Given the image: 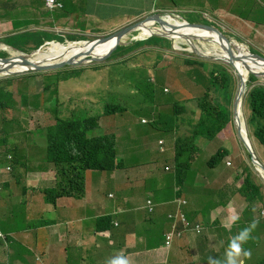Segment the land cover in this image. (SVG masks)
Returning a JSON list of instances; mask_svg holds the SVG:
<instances>
[{
    "label": "crops",
    "instance_id": "0c3cea01",
    "mask_svg": "<svg viewBox=\"0 0 264 264\" xmlns=\"http://www.w3.org/2000/svg\"><path fill=\"white\" fill-rule=\"evenodd\" d=\"M59 1L62 6L51 9L46 7V0H0V38L5 37L16 46L34 48V41L36 45L43 44L54 34L73 37L75 33L88 36L105 29L115 31L157 11L209 7L225 11L234 19L238 18L237 13L230 14L228 6L249 7L243 0ZM259 3L255 8L261 6ZM242 20L249 25V19ZM155 24L159 25L158 21ZM81 72L51 88H47L46 75H34L26 82L30 91L23 96L11 92L9 106H0V137L7 135L12 146L7 153L0 150V231L5 235L0 236V264H107L120 254L126 255L131 264H206L209 253L221 255L223 260L228 246L225 233L235 226L230 230L223 226L228 204L233 202L240 216L247 206L240 192L243 184L236 188L229 177L222 187H217L218 181L206 179L205 195L216 186L224 196L218 199L216 190L206 199L193 193L194 188L203 185L202 174L195 165L187 168L188 174L185 172L182 179L163 176L165 173L157 170L153 161L125 164L114 172L89 170L84 197L63 196L56 204L47 202L44 190L54 187L58 177L55 163L48 160L45 128L55 125L59 116L70 115L80 107L92 111L100 107V101L90 96L89 80L82 81L86 88L78 82L73 86L79 76L90 75L83 69ZM39 81L44 84L37 91L35 85ZM8 85L4 84L7 90ZM60 99L64 106L57 111ZM100 113L101 132L117 135L118 152L120 142L128 148L123 131L121 138L119 133H113L112 120ZM116 130L120 132V128ZM145 140L146 137L142 139ZM3 141L6 140L1 138ZM144 152L149 154L146 161L155 158L153 151ZM10 154L14 155L12 171L7 169ZM165 171L171 173L166 168ZM181 184H186L191 196L184 195ZM179 197L189 202L185 207L189 219L202 223L205 231L202 235L191 232L168 249L166 236L173 227L169 215L176 212L175 200ZM149 200L156 205L154 213L147 208ZM217 202L227 204L211 207ZM207 211L209 223L202 215ZM102 218H109L110 222H100Z\"/></svg>",
    "mask_w": 264,
    "mask_h": 264
},
{
    "label": "rangeland",
    "instance_id": "374dc122",
    "mask_svg": "<svg viewBox=\"0 0 264 264\" xmlns=\"http://www.w3.org/2000/svg\"><path fill=\"white\" fill-rule=\"evenodd\" d=\"M243 1H247L246 3H243L249 7H240L238 4L227 7L230 14H232V12L237 13L238 18L234 19H232V17L225 11H216L209 7H203L201 9L190 7L182 8L183 11H179V13L184 19H187L190 23L196 25H210L213 22L216 24L215 26L219 27L221 31L227 34L231 41H237L238 44L245 46L252 53H258L264 56V0ZM258 2H260L259 4L263 7L259 6L258 8H255V5ZM241 16L249 19V25L242 20ZM131 25L133 24L127 26ZM159 25H157V27H159ZM111 33H113V30L105 29L104 31L94 32L92 35L88 36L77 35V33H75L73 38L85 37L93 40ZM136 33L138 32H135L125 38V41H128V43L131 44L121 45L120 48L115 50L114 54L109 58L95 60L89 63L77 64L73 66L75 69L68 70H80L79 74H81V70L83 69L86 74H90L79 76L77 80H74L73 86H75L74 83L78 82L80 87L84 86V88H86V85L82 84V81L84 79L90 81V96L97 98L100 101V107L94 109L92 111L93 113H91L92 115H98L104 108L106 109L108 104H122L126 109V111L122 114L117 113L115 115L106 116L107 119L112 120V125L115 129H111L113 133H119L120 138L122 136V131L124 133L123 141L126 142L128 148H124L120 142L119 152H121V156H119V158L125 161L127 165L146 162L151 164L153 161L157 170L165 173L163 176L175 178V172L167 173L165 171L167 165L177 168L178 163L175 159L177 154L176 138L178 135L176 127L180 118L175 114L174 107L176 105L186 106L188 103V107L191 112L189 115L194 121H197L199 118L198 98L204 96L206 92L204 84L205 81H207L204 69L201 67H194L192 70L184 65L183 59L184 57H194L197 60L205 59L189 52L175 50L174 41L172 39H169L172 41L171 47L162 44L163 41L158 42L150 39L151 42H147L143 46L138 45L132 52L128 53V47L133 46V44L137 41H140L137 39L135 40L134 37ZM63 38L64 37L60 34H54L51 37V39L60 40ZM65 43H68L66 39ZM195 44L203 52H207L208 49L213 47L210 42L205 41L196 40ZM17 45L21 47L19 44ZM31 45H35L36 47L39 44L36 45V41H34ZM182 46L177 49H190L185 42H182ZM22 49L32 51L27 48ZM2 52L9 53L8 50H0V56L5 55ZM206 61H208L207 66L208 68H211V70L218 68V64L219 66L226 68L236 79L233 93L236 99V95L238 93V75L233 66L225 63L224 61ZM140 64L143 66H140ZM50 72L54 73L52 70ZM19 75L20 76L1 75L0 81L4 80L5 84H9V92L16 94L19 92V95L23 96L30 91V86L26 83L27 81H31V79L34 78V75L43 77L46 74L30 73ZM193 76L194 79H199L198 83H202L203 86L197 84L196 80V82H193L197 88L194 94L196 99H192L190 101V97L184 98L185 91L187 89L186 86H181V83H186L192 80ZM13 80H15V82L18 81V83L14 85ZM43 84L44 83L42 81H39L35 85V90L39 91ZM131 84L137 88H133ZM253 85L264 86V78H258L257 82ZM179 88H181V92H179ZM222 98L223 93L212 91V99L214 101H220ZM185 99L187 100V103L183 101ZM235 99L229 105L233 111ZM244 111L247 121L248 135L250 138V129L248 126L250 112L245 104ZM160 116L164 117L166 121L165 124L157 122ZM144 119L149 120L151 123L149 125L143 124L142 121ZM118 128H120V132L116 130ZM193 131L194 128L190 129L188 124L184 125L183 123L180 133L183 135L189 132L192 133ZM93 132L97 135L104 134L101 132V127L95 131L93 130L91 135ZM144 137H146V140L142 141ZM1 138L6 140L8 136L3 134L2 137H0V143ZM250 139L254 153L258 157L259 161L264 165V148L254 137H251ZM160 140H164L166 142V153L161 152L159 145ZM45 143L49 144L47 138L45 139ZM9 146H11V144L8 146L2 144V146L0 145V150L2 149V151L6 153ZM197 146L198 150L195 151L194 159L191 164L200 169L199 171L202 174L203 188L200 186L199 188H194V194L208 199L207 196H211L209 195L211 193L214 194L217 187H222L223 183L227 181L229 177L233 180V184L236 188L243 183L246 175H251L254 182L260 186L263 200L254 203L255 213L252 217L254 220L258 221V225L253 231V239L247 244L252 255L251 258L246 261V264H259V262L264 258V217L261 215L262 210H264V181L256 172L251 155L238 137V128L236 127L235 121L234 124H229L225 133L221 137L213 141L205 139L201 140L200 144H197ZM140 149H143V151ZM144 149L153 151L155 158L153 160L150 158L149 161H146L149 154L144 152ZM221 149L229 153V158L222 160L216 166H211L210 161ZM122 153H124V155H122ZM229 161L232 162V165H228ZM206 179H211L210 181H218L216 183L217 187L214 186L212 191L208 190V193L206 194L207 196L205 195L206 189L208 188V181ZM181 185L184 195H189L187 187H185L186 184ZM221 191L222 190H217L218 199H222V197H224L221 195ZM219 202L215 203V205L211 207L227 204V202ZM202 215H204V219L209 223L210 211L204 212ZM249 224L250 223H245V220L242 219L238 223L237 227L240 226V228H244ZM230 235L231 233L226 231L225 239L227 242L230 241ZM224 244L227 245V243ZM209 257L222 260L221 257L223 256L209 253L207 258L204 260V263H208Z\"/></svg>",
    "mask_w": 264,
    "mask_h": 264
},
{
    "label": "trees",
    "instance_id": "16d2710c",
    "mask_svg": "<svg viewBox=\"0 0 264 264\" xmlns=\"http://www.w3.org/2000/svg\"><path fill=\"white\" fill-rule=\"evenodd\" d=\"M150 39L158 42L163 41L162 44L172 46V42L167 38L150 37L147 40H140L133 44V46H129L128 53L132 52L138 45L143 46L147 42H151ZM61 41H64V39ZM115 44H111L103 52L95 56L106 55ZM190 50L199 52L197 49ZM89 62L92 61H87L86 63ZM183 62L186 67L192 70L194 67L204 69L207 81L204 84L206 87L204 96L198 98L199 118L197 121H194L189 115L191 112L188 107L187 98L183 100L187 103L186 106L176 105L174 107L175 114L180 118L176 127L178 135L176 142L177 154L175 157L178 162L176 174H179L180 179L188 174L185 168L192 165L194 153L198 150L197 141L199 139L208 141L216 140L225 133L229 124H234V111L229 105L235 99L233 93L236 84V79L222 66H217L218 68L211 70L207 66L208 61L197 60L194 57H184ZM140 66L143 65L140 64ZM72 68L75 67L67 66L48 75L47 88H51L61 80L79 75V70H68ZM39 73L49 74L51 72ZM257 80L255 76H250L249 90L245 96L244 104L250 112L248 120L250 137H254L264 148V86L253 85ZM198 81L199 79H194L193 76L192 80L181 83V86H186L187 89L184 98L190 97V101L196 99L194 94L197 88L193 82L203 86ZM4 84V80L0 81V106L7 108L9 106L8 100L13 95L4 87ZM131 85L133 88H137L133 84ZM181 88H179V92H181ZM58 91L60 92V88ZM212 91L223 93V98L220 101H214L212 99ZM57 106V111L64 106L62 99H60ZM103 110L102 113L105 115L122 114L126 111L122 104H108L106 109L104 108ZM91 113H93L91 109L80 107L70 115L59 116L57 123L49 126L47 129L49 138L48 160L55 163L58 169L57 185L45 190L46 200L50 203L56 204L58 198L66 195L78 198L84 197L86 194V174L89 170L114 172L125 167V161L119 158L116 134L105 133L97 135L93 132L91 135L93 130L99 129L100 119L102 118L101 113L98 115H92ZM157 122L165 124L166 121L163 116H160ZM183 123L184 125L188 124L190 129L194 128V131L181 135L180 130ZM2 144L8 146L10 145V140L6 139V141L0 143L1 146ZM11 148L12 146H9L7 152ZM228 156L229 153L221 149L212 158L210 165L216 166L222 160L228 158ZM13 162L14 160H10L11 167H13ZM185 172H187L186 175H184ZM260 189V186L254 182L251 175H248L240 189L241 195L249 204L248 210L242 216L245 223L254 220L252 218L253 205L257 201L263 200ZM103 221H110V219H102L100 222ZM239 228L240 226H238V230ZM247 244L244 245L246 249L249 248ZM259 264H264V258Z\"/></svg>",
    "mask_w": 264,
    "mask_h": 264
},
{
    "label": "bare ground",
    "instance_id": "6f19581e",
    "mask_svg": "<svg viewBox=\"0 0 264 264\" xmlns=\"http://www.w3.org/2000/svg\"><path fill=\"white\" fill-rule=\"evenodd\" d=\"M164 19L165 24L157 27L155 21L144 24V27L140 29L141 36H147L154 32L167 34L173 41L176 48L182 46V42H185L189 45L190 49H197L202 54L207 55H217L230 64L233 62L228 53V47L230 48L232 45H235L236 50H238V54H240L247 61H234L233 67L235 68L238 77L241 75L246 81V85L248 83L249 72L246 70V66H251L254 71L264 70L263 63H258L252 59V56L249 54L248 49L238 44L235 41L227 42L222 39L217 32L209 31L207 29H201L196 26H190L189 24L180 21L171 15V17L165 16ZM196 40L210 42L213 47L208 49L207 52H203L196 44ZM117 42V38L109 39L105 42H100L96 44V39H84L82 41L74 42L70 41L68 43H62L58 41H54L51 43L47 42L44 44V48H41L39 52L32 56V59L35 63H51L61 59H69L71 57H76L77 59H83L90 57V54L97 55L103 52L108 46ZM47 46V47H45ZM183 47V46H182ZM9 47H6L8 49ZM0 66H3V70L6 68V63L0 61ZM28 66H26L23 62L21 64L15 66L13 70H26ZM247 88V86H246ZM246 88L244 92L246 91ZM236 127L239 130V133L242 136L248 137V128L247 121L244 111V100L241 99V102L238 106V116L234 118ZM255 170L260 176V178L264 181V170H262L261 165L256 164Z\"/></svg>",
    "mask_w": 264,
    "mask_h": 264
},
{
    "label": "clouds",
    "instance_id": "9594fccd",
    "mask_svg": "<svg viewBox=\"0 0 264 264\" xmlns=\"http://www.w3.org/2000/svg\"><path fill=\"white\" fill-rule=\"evenodd\" d=\"M57 3H58V5L55 7V8H51V7H48V5H47V0H46V7H48V8H51V9H56V8H58V7H61L62 6V3L59 1V0H57ZM158 12H162V11H157V13ZM163 15H165V16H169V15H172V16H174L175 18H177V19H179L180 21H183V22H185V23H189V24H193V23H190L187 19H184L183 18V16L179 13V11H173V12H165V13H162ZM165 20V19H164ZM135 24V23H134ZM161 25V24H160ZM159 25V26H160ZM190 25V26H191ZM193 25H195L196 27L198 26V25H196V24H193ZM216 24H214L213 22H212V24H207V26H211V27H215V28H217L218 30H220L219 29V27H217V26H215ZM128 27V26H127ZM122 28H125V27H122ZM122 28H120V29H122ZM120 29H117V30H115V31H113V33H115V32H117V31H119ZM210 31V30H209ZM221 31V30H220ZM136 32H138V33H136L135 34V40H136V36L138 35L139 36V34L141 33V31H136ZM221 32H223V31H221ZM113 33H111V34H109V35H112ZM135 33V32H134ZM133 33V34H134ZM226 36H227V34L225 33V32H223ZM109 35H106V36H109ZM106 36H104V37H106ZM128 37V36H127ZM221 37V36H220ZM228 37V36H227ZM101 38V37H100ZM150 38V37H149ZM229 38V37H228ZM64 41H61L60 39H50V40H48V41H46L45 43H43V44H40L41 46H44V44H46L47 42H49V43H51L52 44V42H54V41H58V42H62V43H65V39L68 41V42H70V41H77V40H79V41H82V40H84V39H88V38H85V37H82V38H73V37H67V36H65L64 38ZM62 39V40H63ZM96 39H98V38H96ZM168 39V38H167ZM169 39H171V38H169ZM223 39V38H222ZM137 40H147V39H137ZM225 40V39H224ZM229 40L230 41H227V42H230L231 44H232V42H231V39L229 38ZM124 41H125V38H124ZM171 41V40H170ZM232 41H234V40H232ZM127 44H131V43H128V41H125ZM135 42V41H134ZM133 42V43H134ZM172 42V41H171ZM235 42H237V41H235ZM238 43V42H237ZM123 45V44H122ZM188 45V44H187ZM39 46V45H38ZM37 46V47H38ZM40 46V47H41ZM121 45H119L118 46V48L120 47ZM189 46V45H188ZM6 47H9L8 49H6ZM37 47H34V48H29V47H23V46H21V47H19V46H16V45H14V44H12L11 42H9L5 37H3V38H0V50H8L9 51V53L7 52H2V53H4L5 55H1L0 57H8V56H10V55H12V54H15V53H19L20 51H23V52H28V53H30V52H32V51H34V50H37V49H39V48H37ZM234 47V50H235V52L237 53V55H240V54H238V50H236V48H235V45H232L230 48H233ZM22 48H27V49H31L32 51H29V50H25V49H22ZM117 48V49H118ZM229 47H228V50L230 49ZM116 49V50H117ZM174 49L175 50H182V49H184V48H182V49H177L176 47H175V45H174ZM186 50H190V49H186ZM191 51V50H190ZM248 51H249V54L251 55V54H258V53H252L249 49H248ZM115 52V51H114ZM114 52H113V54H114ZM182 52H189V51H182ZM189 53H192V54H194V55H196V56H198L196 53H197V51H191V52H189ZM112 54V55H113ZM205 55H207V54H205ZM258 55H260V56H262L261 54H258ZM209 56H216L217 57V55H209ZM230 56V55H229ZM241 56V55H240ZM110 57V56H109ZM108 57V58H109ZM200 57V56H199ZM262 57H264V56H262ZM202 58V57H201ZM230 58H231V56H230ZM106 59V58H105ZM203 59H205V60H208V59H206V58H203ZM253 59V58H252ZM103 60V59H102ZM218 61H223V59H221L220 57H219V59H217ZM232 60V59H231ZM254 60V59H253ZM212 61H215V60H212ZM247 61V60H246ZM255 61V60H254ZM225 62V61H224ZM239 62V61H238ZM257 62V61H256ZM226 63V62H225ZM258 63H262V62H258ZM228 64V63H227ZM230 65L231 66H233L234 64L231 62L230 63ZM68 66H74V65H68ZM217 66H219L218 64H217ZM67 67V66H66ZM63 68H65V67H63ZM63 68H60V69H63ZM234 68V67H233ZM263 68H264V63H263ZM72 69H75V68H72ZM56 70H58V69H53L52 71H56ZM234 70H235V68H234ZM49 71H51V70H49ZM80 71V70H79ZM236 71V70H235ZM252 71H254V70H252ZM261 71H263V70H261ZM40 72H47V71H40ZM249 72V71H248ZM30 73H38V74H41V73H39V71H35V72H29V73H22L21 75H24V74H30ZM230 73V72H229ZM237 73V72H236ZM17 76H20L19 74H16ZM48 75H51L50 73L49 74H46V76L48 77ZM251 75H253V74H250V72H249V77H248V82L250 81V76ZM14 76V75H13ZM254 76V75H253ZM239 78H240V76L238 77V88H239V86H240V80H239ZM257 78V77H256ZM258 79V78H257ZM13 81H15V80H13ZM12 81V82H13ZM11 82V81H10ZM248 85H249V83H247V87H248ZM248 90H249V87H248ZM247 88H246V92H245V94H244V97H243V100H245V96H246V94H247ZM238 94V93H237ZM236 97H237V95H236ZM236 100V99H235ZM234 106H235V102H234ZM234 117H235V115H234ZM143 124H147V125H149L151 122L149 121V120H147V119H144L143 121ZM52 126V125H51ZM48 127L49 126H47L46 128H45V133H46V136H47V139H48V142H49V138H48V134H47V129H48ZM117 136V135H116ZM248 137H249V135H248ZM251 138V137H250ZM117 141H118V137H117ZM161 141H164V140H160V142H159V145H160V148H161V152L162 153H166L167 152V149H166V147H165V145H166V142L164 141V145H161ZM176 142H177V138H176ZM251 144H252V142H251ZM162 147H164L165 148V152H163L162 151ZM253 147V146H252ZM48 149H49V144H48ZM228 158H229V156H228ZM9 159L10 160H14V155L13 154H11V155H9ZM229 163H231V165H232V162H228V165H229ZM191 166V165H190ZM190 166H188V167H190ZM1 167H2V165H1V161H0V173H1ZM188 167H186L185 169L187 170V168ZM168 168H170V170H168ZM7 169H8V171H12L13 170V167H11L10 166V164L7 166ZM166 170L168 171V172H175V176H179V174L177 175L176 173H177V168H173L171 165H168L167 167H166ZM188 171V170H187ZM57 177H58V169H57ZM246 177H247V175H246ZM246 179V178H245ZM245 179L243 180V183H244V181H245ZM57 183H58V179H57ZM57 183H56V185H57ZM242 183V184H243ZM55 185V186H56ZM54 186V187H55ZM51 188H53V187H51ZM46 189H48V188H46ZM45 189V190H46ZM0 190H1V188H0ZM45 190H44V193H45ZM179 190H180V188H179ZM46 195V194H45ZM67 196V195H66ZM63 197V196H62ZM61 198V197H60ZM59 199V198H58ZM179 199H183V200H185V201H187V205H185L184 207H183V209H181L180 208V206H179V204H178V200ZM58 201V200H57ZM150 201H152V200H149L148 201V206H147V208L149 209V211L151 212V213H154L155 211H156V205H155V203H154V201H152L153 202V204H154V210L153 211H151V209L149 208V202ZM48 202V201H47ZM48 203H50V202H48ZM55 204V203H54ZM175 204H176V206H177V210H176V212H174V213H171L170 215H169V218L172 220V222H173V227H172V229H171V231H169L168 233H167V236H166V239H167V242H168V235L170 234V233H173L174 231H175V226L177 225L178 226V230H180V231H182V230H184V225L177 219V215H178V213L181 211V212H184L185 213V215L187 216V219H188V221L191 223V225H192V229L189 231V230H187V231H185L184 233H183V236L182 237H177V238H175V240H174V242H173V244L171 245V246H168V244H167V242H166V246L168 247V249H170V248H172L173 247V245H174V243H175V241L177 240V239H182V238H184L187 234H189V233H191V232H193L194 234H196V235H202L203 233H204V231H205V227H204V225L202 224V223H195V222H192L190 219H189V217H188V215H187V213L185 212V207L186 206H188L189 205V202H188V200L186 199V198H183V197H179V198H177L176 200H175ZM248 208H249V204H248V202H247V206H246V209H245V211H244V213H242V215L240 216V212H238L237 211V209H236V206L234 205V203L233 202H229V204H228V216L226 217V223H224V227L226 228V229H228V230H230L231 229V227L235 224V226L233 227V229L232 230H230L229 232L231 233V235L233 236L231 239H230V241L228 242V246H227V248H226V250H225V253H224V259L223 260H220V259H213L212 257H209V259H208V264H245V261L247 260V259H250L251 258V255H252V253H251V250L248 248V249H246L245 247H244V245L245 244H247L250 240H252L253 239V231L256 229V227H257V225H258V221H256V220H253L252 222H249L250 224L249 225H247V226H245L244 228H239V230H238V227H237V225H238V223L243 219L242 218V216L245 214V212L248 210ZM255 213V209H254V205H253V212H252V216H253V214ZM263 217H264V210H262V214H261ZM172 216H174V217H172ZM253 218V217H252ZM102 219H107V220H109V218H102ZM102 219H100L99 221H101ZM103 222H110V221H103ZM198 226H200L201 227V232H199V228H197ZM0 236L1 237H4L5 238V235H4V233L2 232V231H0ZM10 237H9V239L7 240L8 242H10ZM6 264H9L8 262H6ZM107 264H131V262H130V260H129V258L126 256V255H123V254H120V255H117V256H114L113 258H111L108 262H107Z\"/></svg>",
    "mask_w": 264,
    "mask_h": 264
},
{
    "label": "water",
    "instance_id": "95a60500",
    "mask_svg": "<svg viewBox=\"0 0 264 264\" xmlns=\"http://www.w3.org/2000/svg\"><path fill=\"white\" fill-rule=\"evenodd\" d=\"M165 15L162 14V12H158V13H154L153 15L149 16L148 18L139 21L131 26L125 27L120 29L119 31L113 33L112 35L106 36V37H101L96 39V44L100 43V42H105L109 39L112 38H117V42L116 44L113 46V48L104 56H95L93 54H90L89 56H92L91 58H83V59H77L76 57H71L69 59H61L55 62H51V63H35L34 60L32 59V56L35 55L37 52H39L41 50V48H44V46H41L39 49L34 50L30 53L28 52H23L20 51L19 53H15L12 54L8 57H0V61L6 63V68L3 70V66H0V76L1 75H16V74H22V73H29V72H35V71H49V70H53V69H60L63 67H66L68 65H77V64H83L86 63L87 61H95V60H102L105 58H108L109 56H111L113 54V52L118 48L119 45L122 44H127L124 41V38H126L127 36L133 34L136 31H140V29L142 27H144V24H147L149 22L155 21L161 25L165 24L164 20ZM189 24V23H188ZM191 25V24H189ZM191 26H195V25H191ZM197 27L201 28V29H207L210 31H214L217 32L221 38L225 39L226 41H230L229 38L220 30H218L215 27H211V26H207V25H198ZM149 37H162V38H170L167 34H163V33H158V32H154L150 35L147 36H141L139 34V36H136V39H148ZM74 42H78V41H74ZM178 51H189L190 50H186V49H182V50H178ZM229 55L231 56L232 61H246L245 58H243L240 55H237V53L233 48H230L228 50ZM198 56L202 57V58H206L208 60H217L219 59V57L216 56H209V55H205L202 54L200 52L196 53ZM252 58L257 61V62H262L264 63V57L258 55V54H251ZM21 62H23L26 66H28V68L26 70L21 69V70H13V68L19 64H21ZM232 62V63H233ZM234 64V63H233ZM246 70H248L250 72V74H253L255 77L257 78H264V70L263 71H252L251 66L247 65ZM240 86L238 88V94L235 100V106H234V115L235 117L238 116V106L241 102V99L244 97V90L246 88V80L244 78L241 77L240 75ZM238 137L240 138V140L242 141V143L244 144L245 148L247 149V151L249 152V154L251 155V159L252 162L254 163V165L259 164L261 165L262 170H264V165L259 161L258 157L256 156V154L254 153L252 144H251V139L249 137H243L241 133H239L238 130Z\"/></svg>",
    "mask_w": 264,
    "mask_h": 264
},
{
    "label": "built area",
    "instance_id": "2783aa9c",
    "mask_svg": "<svg viewBox=\"0 0 264 264\" xmlns=\"http://www.w3.org/2000/svg\"><path fill=\"white\" fill-rule=\"evenodd\" d=\"M47 5H48V7L55 8L58 5V3H57V0H47ZM164 144H165L164 141H161V145H164ZM162 151L165 152L164 147H162ZM229 165H231V163H229ZM168 170H170V168H168ZM177 202H178L181 209H183V207L185 205H187V201H185L183 199H179ZM149 208L151 209V211L154 210V204L152 201L149 202ZM172 217H174V216H172ZM176 217L184 225V230H182V231L178 230V226L176 225L175 231L168 235V242H167L168 246H171L173 244L175 238L182 237L183 233L185 231H187V230L190 231L192 229V225L188 221L187 216L185 215L184 212L180 211ZM197 228H199V232H201V227L198 226Z\"/></svg>",
    "mask_w": 264,
    "mask_h": 264
},
{
    "label": "flooded vegetation",
    "instance_id": "af4514ba",
    "mask_svg": "<svg viewBox=\"0 0 264 264\" xmlns=\"http://www.w3.org/2000/svg\"><path fill=\"white\" fill-rule=\"evenodd\" d=\"M168 17H171V15H169Z\"/></svg>",
    "mask_w": 264,
    "mask_h": 264
}]
</instances>
